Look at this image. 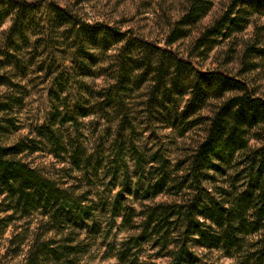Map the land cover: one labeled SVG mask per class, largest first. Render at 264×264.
I'll list each match as a JSON object with an SVG mask.
<instances>
[{
	"label": "clouds",
	"instance_id": "9594fccd",
	"mask_svg": "<svg viewBox=\"0 0 264 264\" xmlns=\"http://www.w3.org/2000/svg\"><path fill=\"white\" fill-rule=\"evenodd\" d=\"M231 4L232 0H217V10L200 21L202 25L200 32H203L204 28L212 27L214 21L218 20ZM21 8L26 10L27 16L21 17ZM190 8L191 3L188 0H155L151 8L144 7L142 0H0V77H6L12 85L27 89L30 93L23 97L26 107L22 111L19 105H14L11 113L0 111V122L4 118L14 116L20 125V131L3 141L0 147L8 148L21 142L23 144L33 141L41 143L40 152L33 153L31 156L25 153L16 159L21 160L45 178H48L45 170L50 172L54 164L60 169L67 167L73 179L65 176L63 181L57 183V187L67 191L73 200H78L81 207L94 209L95 218L88 220L86 222L88 227L82 229L59 231L53 227L50 230H44L38 242L34 240V233L31 231L27 233V239H24V229L19 228L16 221L6 227L0 225L3 229L0 233V264H33L34 258L36 264H65L63 260L58 262L52 258L45 261L42 255L36 256V252L40 244H47L50 248H61L65 238L69 236H72L73 247L87 248L86 252L69 256L74 264H130L121 259L120 252L144 234L149 210L186 206L198 195L196 191L186 187L179 193L168 192L166 189L164 192L150 195L147 199L136 198L137 191L147 190L148 177L152 170L161 167L159 162L150 159L153 152L157 150L153 147L155 138H158L159 145L164 148V158L170 161L167 168L170 177L169 187L173 180L183 178L190 172L188 165H185L187 171L177 170V162L184 160L185 157L194 158L199 153L201 145L208 139L206 130L195 137L191 132L181 137L177 127L171 121L149 118L150 105L165 117L168 116V111L175 108L172 120L182 118L185 110L193 102V94L192 89L187 85L184 91L175 92L172 78L169 77L165 83V89L172 90L174 103L164 102L163 106L153 104V98L156 101H164L163 90L155 91L159 84V65L150 61L145 63L144 56L139 54V46L143 43L138 39L140 35L157 44L161 55L169 51L164 40L167 32L164 20L167 18L175 24L187 15ZM66 13H71V16H67ZM50 16L56 17L58 23L49 25ZM252 19L264 25V16ZM145 24L147 27L141 32V27ZM41 28L44 30L41 31ZM200 32L195 35L198 36ZM239 35L241 41L237 46V59L227 66L232 75L243 68L241 60L246 45L255 43L257 39V32L252 25L246 27ZM260 35L264 36V33ZM38 40L44 43L37 45ZM49 42L51 46L45 51ZM256 47L264 48V42L256 44ZM9 56L15 57L16 60L9 62ZM33 57L35 62H31ZM256 62L259 63V59ZM41 64H43V71H38ZM50 66L56 70L53 72L54 76L64 73L65 77L71 80V84L63 90L58 86L55 87L60 100H52L45 109L56 116L54 123L50 118L48 123L65 147L66 165L56 163L59 158L56 157L54 148L36 132L39 125L45 124V120H36L34 116L37 109V93L43 89L42 95L48 99V89L53 87L52 79L43 85L39 82ZM124 66L128 69L126 80L122 79L121 69ZM22 68H27L26 75L21 72ZM221 70L217 62L201 61L200 71L205 74H216ZM246 77L250 80L253 77L256 78L249 87L256 90L254 98L259 97L264 100V65L246 73ZM142 80L143 85L137 87ZM121 89L130 90L129 94L122 96L121 99L132 109L129 115L130 118L134 117L133 125L140 136L135 141V147L144 153L147 160L143 176L136 175L135 157L131 152L124 154L123 161L130 181L131 194L125 191L123 186L124 167L121 168V175L115 186L106 191L108 180L100 184L95 183L93 178L94 186L88 185L87 178L91 176V168L85 169L81 166L77 169L70 159L72 151L79 148L82 161L91 160L94 165L98 160H102L101 172L111 167L113 159L111 144L116 138V124L110 123L108 117L114 116V113L111 107H106L102 112L99 106L107 104L109 96L120 92ZM18 95L20 94L15 87L0 83V104H8L9 97ZM241 95L243 93L226 92L219 103L222 105ZM196 117L214 119V112L209 110V106H204L189 119ZM109 129H111V137L108 135ZM256 131L257 129L253 128L242 137L247 144L245 151L249 154L264 149V137L254 135ZM152 133H155V138L149 139ZM124 134L129 135L130 129H124ZM173 145H178L181 151H177ZM240 155L241 153L237 152V156ZM3 158L11 159L8 156ZM214 162L219 163V161ZM202 171H207L209 175H217L211 169ZM234 174V171H229L228 176L220 177L217 184L206 180L201 181V187L216 195L217 199L221 197L216 194L214 188H222L226 192L233 193V199H226L223 204L229 211L234 207V198L245 190L236 185V191H233L229 176ZM60 175H63V171ZM160 178L159 175L153 177L151 184H155ZM101 179H103L102 176ZM108 179L110 180L111 177ZM89 191L91 195L81 200L80 198ZM7 195L6 191L0 195V203L5 202ZM118 197H123L121 211L113 215L111 205ZM128 207L135 210L131 226L125 225L127 213L124 209ZM250 212L245 214L246 219L250 217ZM11 214L10 211H0V220ZM44 219L48 224L53 223L47 216ZM194 220L203 226V231L214 237H223L227 230L226 225L220 227L203 215H195ZM97 222L100 225L101 234L93 237L89 234V228ZM110 226L111 234L105 239L103 234L109 231ZM17 237L23 240V243L19 240L16 243L11 242ZM262 238H264V229L255 236L247 237L246 251L256 252L260 247H264L261 244L249 247V243L255 244ZM155 239L157 238L153 237L152 240L141 242L138 247L133 248L132 259L135 260V264H176L178 255L181 254L186 242L187 249L183 255L191 258L188 264H242L243 254L229 253L223 247L222 240L220 246L198 243L202 240L199 231H194L187 237L183 229L174 231L163 247L160 245L153 247Z\"/></svg>",
	"mask_w": 264,
	"mask_h": 264
},
{
	"label": "rangeland",
	"instance_id": "374dc122",
	"mask_svg": "<svg viewBox=\"0 0 264 264\" xmlns=\"http://www.w3.org/2000/svg\"><path fill=\"white\" fill-rule=\"evenodd\" d=\"M154 2L155 0H142L143 6L146 8H151ZM208 9L209 11L204 17L209 16L210 14L214 13L215 10H217V0H209ZM229 12L230 18L232 20H236V24L234 25L231 23L226 27V29L222 30V33L218 32L213 36L205 37L207 31ZM68 14L69 16H71V13ZM20 15L21 17L27 16L26 10L21 8ZM259 16H264V0H232V4L228 8V10L224 12V14L220 16L218 20L214 21L212 27L204 28L203 32H200V28L202 27L200 21L203 20L204 17L197 24H194L190 27H183L182 31H180L179 33L181 34V38L177 42H175L171 47H168L169 51L165 52L163 55H161L158 51L157 44L146 40L143 35H140L138 39L143 41V43L139 46V54L144 56V62L147 63L150 61L154 64L159 65V84L157 85L155 91L161 92V90H163L164 101H156L155 98H153V104H160L161 106H163L164 102H167L169 104L174 103L171 94L172 90L165 89V83L169 79V77L172 78L173 90L175 92L184 91L185 85H187L192 89L193 94V102L185 110L182 118H177L174 121L172 120L175 108L168 111V116L165 117L159 112H157L155 107H153L152 105L149 106V118L169 120L177 127L178 134L181 137H183L187 132H191L192 135L195 137L198 136L200 132H203L205 130L209 132L212 123V118L196 117L189 119L190 116H192L201 107L204 106H209V110L213 111L215 116L217 110L221 106L219 102L223 100V97L226 92L231 91L242 93V88L238 84L228 81L227 79H225V77L238 80L239 82L244 84L245 88L251 95L255 96L256 90L250 88L249 85L250 83H254L256 78L253 77L250 80L246 77V73H250L256 68H259L264 65V48L256 47V44L264 42V36L260 35L261 33H264V25H260L252 19L253 17ZM56 23H58L57 18L50 16L48 24L55 25ZM164 25L167 28L166 35L164 36V40L166 42L167 33L172 27L173 23H171V21L165 18ZM249 25H252L257 32L256 42L251 45H246V49L241 60V62L243 63V68L240 70V72L236 73L235 75H232L227 66L237 59V46L241 41V37L239 34L242 33L244 29ZM146 27V24L142 25L141 32H143V29ZM40 30L43 31L44 29L41 28ZM197 32H200L198 36L195 35ZM42 43L44 42L41 40L37 41V45H41ZM50 46L51 42H49V44L45 47L44 50L47 51L48 47ZM170 51L172 52V54L168 53ZM257 59H259V63L256 62ZM14 60H16L15 57L9 56V62H12ZM202 60L217 62L222 70L216 74H205L200 71V65ZM31 62H35V57H33V60ZM53 63H55V61H53ZM17 64L19 66V61H17ZM38 71H43V64L38 67ZM54 71L56 70H54L50 66L48 71L45 72L43 79L39 82L40 85H43L47 83L49 79H52L53 87H50L48 89V99L43 97V89H41V91L37 93V109L34 116L36 120H45V124L39 125L36 128V132L40 137H43L44 140H46L47 143L52 145V147L54 148L56 157L59 158L56 163H63L66 165L67 161L64 160V155H67L65 147L61 143L60 138L55 133H53L48 123L49 118L51 119V122L54 123L56 116L54 114L48 113L45 109L46 105L50 104L52 100H60L59 94L55 91V87L58 86L61 90H63L71 84V80L69 78H66L64 73H60L59 75L54 76ZM121 71L123 73L122 79L126 80L128 71L127 67H122ZM21 72L26 75L27 68H22ZM143 82L144 81L142 80L140 83H138L137 87L142 86ZM0 83H7L10 86L15 87L17 92L20 94L18 96L9 97L8 104H0V111L11 113L13 111L14 105H19L20 110L22 111L26 107V105L24 104L23 97L30 94L27 89L12 85V82L6 77H0ZM129 91L130 90L128 89H121L120 92L109 96L107 104H102L99 106L102 112L106 107H111L114 113V116L109 115L108 117L110 123L116 124V138L111 144V151L113 153L111 167H108L103 172H101L100 169L103 166L102 160H98L94 165L91 160L82 161L81 150L79 148H75V150L72 151L70 159L77 169H79L81 166H83L85 169L91 168V176L90 178H87L88 185L94 186L93 178H95V183L100 184H103L104 180H108L105 189L106 191L111 187L115 186L118 177L121 175V168L124 167L125 171L123 186L125 191H128L131 194L130 181L127 178L126 166H124L123 161L124 154L126 152H131V154L135 157L137 164L138 159L141 160L143 168L144 165L147 163V160L145 158L144 153L140 152L135 147V141L139 139L140 136L137 134L136 128L133 125L134 117L130 118L129 115L132 109L125 105L121 99L122 96H127L129 94ZM53 107H55V105H53ZM126 128L130 129V134L127 136H125L124 134V129ZM254 128L257 129L254 135L264 137V125H259ZM18 131H20V125L17 123V120L14 116L4 118L3 121L0 122V144H2L3 141L9 139L15 132ZM108 135L109 137H111V129L108 130ZM154 138L155 133H152V136H150L149 139ZM155 140L156 142L154 143L153 147L157 150L153 152L150 159L152 161L159 162L161 167L152 170L148 177L149 184L151 183V179L153 177L157 175L161 176L160 174L162 172L163 166L166 173H168L167 168L170 163V161L164 158V148L163 146L159 145L158 138H155ZM17 145H19L20 148L23 150L22 154L26 153L27 156H31L33 153L40 152L42 150L41 143H37L34 141L28 144H23V142H21V144ZM173 147H175L177 151H181L178 145H173ZM147 150L152 151V149ZM262 150H257L256 152H252L250 154H259V152L261 153ZM239 152L241 153V155L239 157L236 156V158L232 160L229 164H225L224 161L216 159V161H219V163H216V166L220 168H225V172L218 173L212 170L217 175H214L213 179L206 181H210L212 184H217L218 179L220 177L228 176L229 171H234L235 174L233 176H229V179L231 180L232 184H234L233 189L236 188V185H239L240 187H243L245 189V170L247 157L246 155H248L249 153H247L245 150ZM22 154H20L18 157H20ZM190 159L192 164L194 158L185 157L184 160L178 161L176 165L177 170L185 169V165H188V167L190 168ZM185 170L187 171V169ZM61 171H63V175H60ZM143 171H138L137 168L136 175L143 176ZM45 174L48 177L47 179L53 181L56 186L58 182L64 180L65 176L68 179H73L70 174V170L67 169V167L60 169L55 164L53 165L50 172L45 170ZM101 176L103 177V179H101ZM108 177H111V179L109 180ZM185 177H187V175L183 178H178V180H173L171 182V187H169L168 185V187L166 188L167 191L173 193L183 192L184 189L182 191L177 192L175 189H172V187L176 186L175 184L182 182ZM187 186V188L194 191L191 188V183H187ZM204 190L207 194L208 190L206 188H204ZM214 191L217 195L221 197V200H229L231 196L229 195V192H226L222 188H214ZM144 192L145 191H137L136 198L147 199L148 197L146 198ZM66 193L70 200V205L72 206L71 209L77 214H80V209L84 211V215L86 218L85 221L81 222L78 220V222L75 223L74 220H68L64 213L59 219L56 218L54 214L56 213V209L58 207L57 204L54 203L50 205L47 209L41 208L39 206L28 207L27 205H23L24 203L18 205L16 203V200L9 199V197L7 196L5 198V202L0 203V211H10L12 214L7 216L3 220H0V225L6 227L7 225H11L14 221H16L18 227L24 229V239H27V233L31 231L32 233H34V240H36L37 242L39 241L40 234L44 230H50L53 227L57 228L59 231H66L77 228L82 229L84 227H88L86 222L90 219H95L93 216L94 209L81 207L78 200H73L71 195L67 191ZM89 195H91V191L85 193L84 196H82L80 199H87ZM150 195H153V193H151ZM185 195H187V193H185ZM214 196L217 197L216 195ZM122 199L123 197H118L115 203L111 205L113 215H117L121 211ZM67 206H69V204ZM105 207H107V205ZM124 210L126 211V213H128V211L135 212V210L130 207L125 208ZM46 216L53 222L52 224H48L47 221H45L44 217ZM125 225L131 226V222L125 223ZM2 231L3 229L0 228V233H2ZM89 234L93 237H97L101 234V229L98 222L94 223L92 227L89 228ZM110 234L111 226L109 227V231L103 234L104 238L107 239ZM17 240H19L20 243H23V240H20L19 237H17L16 240L11 242L16 243ZM67 245L73 248V252L71 254H80L82 252L87 251L86 247H73L72 236L65 238L64 244L61 248L53 249L62 251L63 247ZM46 246L47 244H40L36 252L38 254L40 253V256L42 255L45 258V261H47L48 259L45 257V255L42 254V251L46 248ZM17 247H19V244H17ZM70 255H66L62 259L65 264H74V261L72 259H69Z\"/></svg>",
	"mask_w": 264,
	"mask_h": 264
},
{
	"label": "trees",
	"instance_id": "16d2710c",
	"mask_svg": "<svg viewBox=\"0 0 264 264\" xmlns=\"http://www.w3.org/2000/svg\"><path fill=\"white\" fill-rule=\"evenodd\" d=\"M191 8L187 15L172 25L167 33L166 44L171 47L181 38L180 31L183 27H190L197 24L209 11V0H188ZM69 16L68 13H66ZM236 24V20L230 18V12L222 17L212 28L207 31L205 37L222 33V30L230 24ZM172 54V52H168ZM230 82L238 84L242 88L243 95L223 103L217 110L208 132V139L200 147L199 153L194 157L190 166V172L182 182L175 184L172 189L177 192L182 191L191 183V188L198 193L186 206L166 207L149 210L148 222L144 226V234L130 243L120 252L121 259L130 264H135L132 259L133 248L138 247L141 242H147L156 237L153 247L166 244L167 238L172 232L183 229L186 237L188 234L199 231L202 240L198 243L220 246L221 240L223 247L232 254H243L242 264H264V247H260L256 252L246 251L245 244L248 243L247 237L255 236L264 229V150L259 154L246 155V178L245 190L234 198V207L231 211L225 209V200L217 199L213 194L205 192L201 187L202 180L213 179L214 175H209L207 169L223 173L225 168L216 166L214 161H224L225 164L231 163L237 156V152L247 148L246 141L242 139L247 131L259 125H264V100L254 98L244 84L238 80L225 77ZM23 150L19 145L8 148L0 147V194L5 191L9 199L16 200L18 205L28 207H41L47 209L50 205L57 204L54 216L60 218L64 213L68 220L75 223L85 221L84 211L80 209V214L74 212L70 205V200L66 191L61 190L56 184L40 176L37 172L29 168L27 164L16 159ZM4 156L11 159H4ZM138 171L144 170L143 164L138 159ZM161 178L155 184H149L144 195L149 197L163 192L169 185V175L164 166L160 174ZM234 185V184H233ZM177 187V188H176ZM31 189V191H26ZM236 191V188L233 189ZM233 199V193L229 192ZM144 196V197H145ZM205 197V198H203ZM205 199V200H204ZM69 204V206H67ZM251 210V212H250ZM64 211V212H63ZM250 212V217L245 218V214ZM79 213V212H78ZM134 211H128L125 216V223L132 220ZM203 215L213 220L218 226H227L223 237H214L208 232L203 231V226L195 222V215ZM256 244L264 245V238L257 240L255 244L249 243V247ZM187 249V242L178 255L176 264H188V260L183 253ZM73 248L64 246L62 251L50 248L48 245L42 251L47 259L52 258L61 261L66 255H70ZM40 256V253H36ZM33 264H36L35 258Z\"/></svg>",
	"mask_w": 264,
	"mask_h": 264
}]
</instances>
